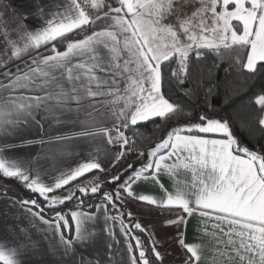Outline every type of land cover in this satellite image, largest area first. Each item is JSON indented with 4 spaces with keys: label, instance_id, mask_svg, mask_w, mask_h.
<instances>
[{
    "label": "snow or ice",
    "instance_id": "obj_1",
    "mask_svg": "<svg viewBox=\"0 0 264 264\" xmlns=\"http://www.w3.org/2000/svg\"><path fill=\"white\" fill-rule=\"evenodd\" d=\"M222 50L235 79L218 76ZM261 81L264 0H0V179L28 194H0L16 210L0 264H164L134 204L169 213L183 264L205 251L186 241L197 216L210 264H264V144L236 135L234 107Z\"/></svg>",
    "mask_w": 264,
    "mask_h": 264
},
{
    "label": "crops",
    "instance_id": "obj_2",
    "mask_svg": "<svg viewBox=\"0 0 264 264\" xmlns=\"http://www.w3.org/2000/svg\"><path fill=\"white\" fill-rule=\"evenodd\" d=\"M63 50V49H61ZM246 59V56L245 58ZM16 63H22V61H17ZM11 67L14 69L15 68V64L11 65ZM100 141H97V143H99ZM54 150V149H53ZM76 151H79V149H76ZM34 154V153H33ZM42 171L45 169H48L51 165V161H42ZM94 176V173H90V174H86V176L84 178V180H90L92 179ZM43 179L47 180V176H43ZM180 179L185 180L187 182H191L192 179V174L191 172H185L182 170ZM15 181L13 180H4V179H0V194L3 193L4 188L6 187L8 189L7 195L9 197H23L21 191L18 189V187L15 185L14 183ZM164 183L166 185V187L171 188L172 186V182L165 177L164 178ZM144 192L145 194H152L155 195L157 197L162 196V193L160 192L158 187H153L151 185H147L144 188ZM151 206H143V205H139V204H134L131 206L133 213L135 214V218L137 220H139L143 225L147 226L148 224H152V226H154V229H156L155 231H157L159 233V231H161V236H164L163 238H161L162 240L167 239L169 236H167V233L164 232L166 231L168 228H165L164 225L162 223H160L161 221H163L166 217H168L169 213L164 212L161 214L159 209H154L152 211H149V208ZM8 208V205L6 204L5 200L0 199V234H3V229L5 227V222H7L8 224L13 223L12 220V214L16 213L15 209H8L9 211V215L7 218L4 217L3 213L5 211V209ZM200 218L194 217L190 219V222L188 224L187 227V232H186V241L188 243H197V244H201L204 248L205 251L203 253L202 256V261L201 264H210L211 261V251L210 249L212 248V243L210 240V237L204 236L202 233L197 231L198 228V220ZM209 231H211V228L209 227ZM166 243V242H165ZM162 252V251H161ZM165 255V251L162 252ZM169 255H174L175 258L172 259L171 257H165L164 263L168 264L169 262H174L175 264H183V261L187 258L184 254V251L181 250L178 245L176 248V251L174 254L171 253V250L168 253ZM126 256V253H125ZM119 259V257L117 258Z\"/></svg>",
    "mask_w": 264,
    "mask_h": 264
},
{
    "label": "trees",
    "instance_id": "obj_3",
    "mask_svg": "<svg viewBox=\"0 0 264 264\" xmlns=\"http://www.w3.org/2000/svg\"><path fill=\"white\" fill-rule=\"evenodd\" d=\"M222 53H223L222 59L215 56L212 57V59H215L217 64L219 65L218 76L222 79L227 74L230 78L235 79L237 77V74L242 71L239 68V66L235 64L237 54L235 52L229 53L224 50H222ZM209 63H211V60L209 61ZM226 69L229 70L227 73L225 71ZM237 83H240L239 79H237ZM261 87H264V81L257 82L255 86H251L248 88L247 91L242 92L240 94V97L242 98L238 97L234 104V107L236 109L242 110L244 120L246 121L244 125L237 124L235 129L236 135L242 140H247L249 147H253L255 144H264V136H260V134L256 131V128L258 127L257 118L261 113L259 111L258 106L255 105V98L257 95L262 94ZM222 104H223V93H221L213 100V106L216 108H220ZM200 109L206 110V106L203 104L202 101L197 111H199ZM151 129H152V125H148L147 129L142 128L140 130L141 132L144 133L145 139L143 140V143L145 144H147L149 140L156 139L158 136V134L153 135ZM250 129H251V134H250ZM14 183L21 191L22 196L26 197L28 194L24 192L23 188L17 182Z\"/></svg>",
    "mask_w": 264,
    "mask_h": 264
},
{
    "label": "rangeland",
    "instance_id": "obj_4",
    "mask_svg": "<svg viewBox=\"0 0 264 264\" xmlns=\"http://www.w3.org/2000/svg\"><path fill=\"white\" fill-rule=\"evenodd\" d=\"M147 227H149L150 229L154 228V226H152V224H148ZM156 230V229H154ZM164 232L167 233V236H169L166 239V243H164L163 247L160 249L162 252L165 251V257H171L172 259L175 258L174 255H169V251L171 250V253L174 254L177 248V244L171 239L172 235H175L176 233V229L174 227H170L168 228L166 231L162 230ZM157 236L160 238H163L164 236H161V231H159V233L157 231H155ZM165 234V233H164ZM166 235V234H165ZM166 264V263H164ZM168 264H175L174 262H169Z\"/></svg>",
    "mask_w": 264,
    "mask_h": 264
}]
</instances>
